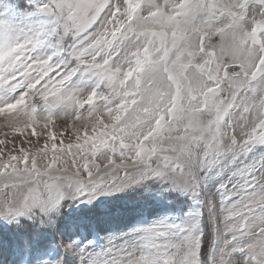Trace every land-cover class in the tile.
Returning <instances> with one entry per match:
<instances>
[{"label": "snow or ice", "instance_id": "6c2138e0", "mask_svg": "<svg viewBox=\"0 0 264 264\" xmlns=\"http://www.w3.org/2000/svg\"><path fill=\"white\" fill-rule=\"evenodd\" d=\"M25 3L0 0V127L37 138L0 139L12 264H264V0ZM153 185L187 198L179 214L100 247L32 243L74 203Z\"/></svg>", "mask_w": 264, "mask_h": 264}, {"label": "rangeland", "instance_id": "374dc122", "mask_svg": "<svg viewBox=\"0 0 264 264\" xmlns=\"http://www.w3.org/2000/svg\"><path fill=\"white\" fill-rule=\"evenodd\" d=\"M15 3L22 8H27L25 0H15ZM5 18L14 22H23L24 17L17 9H10L5 12ZM3 117H0V122ZM57 133L56 141L59 143L63 139L67 145L69 141L75 142L74 137L69 134L61 136V132H65L63 121H58L51 126ZM31 130H26L23 135L20 133H12L7 127H0V139H15L17 146H20L22 141L31 139L32 143L36 142V137H30ZM40 132V128H37ZM8 135L5 136L4 134ZM51 143V141L49 142ZM43 140H41V146ZM25 147H30L27 143ZM3 147V145H0ZM51 152H49V157ZM153 191L145 193L143 189H136L127 193H117L114 195L100 197L99 202L93 207L89 204H73L64 212V217L55 230L47 228H36L31 234L32 243L35 247L52 250L53 246L55 253H60L62 249L58 246L61 240L68 242L73 239L80 238L83 240H94L97 247L105 243V237L109 232L127 231L129 227L141 216L144 222L158 218L165 214H179L186 197H179L175 192L161 191L158 185H153ZM93 207V208H92ZM118 213V214H117ZM84 219L95 225V235H93L89 224L83 225L85 231L82 235L78 229L73 232L69 230V226L73 221ZM14 234V226L0 219V243L7 245L9 239H16ZM12 255L7 247H0V264H12ZM69 264H78L75 258H69Z\"/></svg>", "mask_w": 264, "mask_h": 264}, {"label": "trees", "instance_id": "16d2710c", "mask_svg": "<svg viewBox=\"0 0 264 264\" xmlns=\"http://www.w3.org/2000/svg\"><path fill=\"white\" fill-rule=\"evenodd\" d=\"M93 208V207H92Z\"/></svg>", "mask_w": 264, "mask_h": 264}]
</instances>
